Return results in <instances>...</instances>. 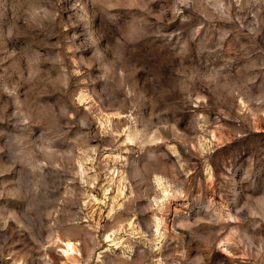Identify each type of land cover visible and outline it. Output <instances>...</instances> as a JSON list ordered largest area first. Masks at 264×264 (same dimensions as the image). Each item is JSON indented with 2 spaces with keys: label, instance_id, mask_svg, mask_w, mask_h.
<instances>
[{
  "label": "rangeland",
  "instance_id": "rangeland-1",
  "mask_svg": "<svg viewBox=\"0 0 264 264\" xmlns=\"http://www.w3.org/2000/svg\"><path fill=\"white\" fill-rule=\"evenodd\" d=\"M0 264H264V0H0Z\"/></svg>",
  "mask_w": 264,
  "mask_h": 264
},
{
  "label": "bare ground",
  "instance_id": "bare-ground-1",
  "mask_svg": "<svg viewBox=\"0 0 264 264\" xmlns=\"http://www.w3.org/2000/svg\"><path fill=\"white\" fill-rule=\"evenodd\" d=\"M63 254L65 257H68L70 254H74L75 253V244L74 242L71 241H63Z\"/></svg>",
  "mask_w": 264,
  "mask_h": 264
},
{
  "label": "clouds",
  "instance_id": "clouds-1",
  "mask_svg": "<svg viewBox=\"0 0 264 264\" xmlns=\"http://www.w3.org/2000/svg\"><path fill=\"white\" fill-rule=\"evenodd\" d=\"M125 6L131 7V5H125Z\"/></svg>",
  "mask_w": 264,
  "mask_h": 264
}]
</instances>
